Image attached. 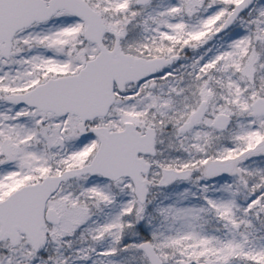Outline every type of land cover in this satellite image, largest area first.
<instances>
[{"label":"snow or ice","instance_id":"6c2138e0","mask_svg":"<svg viewBox=\"0 0 264 264\" xmlns=\"http://www.w3.org/2000/svg\"><path fill=\"white\" fill-rule=\"evenodd\" d=\"M0 264H264V0H0Z\"/></svg>","mask_w":264,"mask_h":264}]
</instances>
